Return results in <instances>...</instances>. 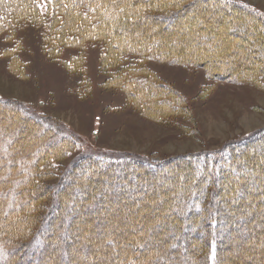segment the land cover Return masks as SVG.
<instances>
[{
	"label": "rangeland",
	"instance_id": "rangeland-1",
	"mask_svg": "<svg viewBox=\"0 0 264 264\" xmlns=\"http://www.w3.org/2000/svg\"><path fill=\"white\" fill-rule=\"evenodd\" d=\"M226 1L251 8L264 19V0ZM214 3H196L187 9H181L182 14L178 13L181 15L180 20L184 21L188 31L190 28L203 30L206 28L200 26L202 17L207 15L205 12L208 11L209 16L211 15L209 27L218 25L216 30L223 33L229 42L236 40L238 26L234 23L239 15L245 16L247 12L243 8L236 12L227 7L220 11L215 7V11L210 12L215 6ZM41 12L45 17L43 27L25 24L18 27L11 38H7V34L0 36V99L6 101L5 104L0 101V125L8 126L16 121L18 125L15 132L21 137L29 132L37 135L42 133L44 127L35 126L33 121L24 115L25 110L33 116L46 117L47 120L60 124L59 127L75 135L77 141L73 142L72 152L66 160L56 164L59 168L56 174L64 172L75 160L86 154L104 156L107 159L132 156L152 164L154 168L146 170L137 163L124 164L125 167L121 166L114 170L116 172L114 175L108 174L116 186L105 183L100 189H96L93 184L95 192L99 190L108 194L115 192V188L119 187L118 183H123L125 172L134 177L133 183L126 186L127 190H132L131 193L116 192L112 195L111 201H104L95 195L89 199L90 207L77 216H74L75 211L74 215L71 211L68 217L64 212L55 213L50 219L53 221L52 226L40 233L39 241L43 243L50 241L45 248V254L40 249L35 250L33 255L30 253L23 257L21 254L20 262L40 264L41 260L38 261V258L43 257L44 264H132L127 262L126 257L137 247L138 251L147 255L143 260L137 258V264L176 263L172 255L161 256L164 255L167 239L161 238L164 244L162 245L153 237L165 230V227L157 226V222L170 209L167 193L172 194L188 180L186 169L188 167L197 170L190 180L200 182L206 173L205 163L202 164L201 160L206 158L214 162L215 159L222 158L223 161H227L228 150L234 156L242 157L246 154L257 158L256 161L264 165V155L260 151L264 148V81L260 79L244 83L227 81L209 74L204 65L185 67L149 62L147 68L155 80L164 85L166 93L176 94L181 102L179 107H182V110L178 109L169 115L155 116L141 106L133 105L130 96L120 84H117L118 80L114 77L116 69L104 65L109 59L103 60L105 56L102 53V45L92 44L86 47L82 66L85 68L84 71L69 69L70 62L79 55V52L66 49L57 55L50 51L45 44L46 26L50 23L46 17L45 5H41ZM193 17H196L195 22H191ZM176 24V21L168 22L167 32L174 31ZM246 29L249 32L254 31L249 26ZM248 43L242 50L235 46L230 56L213 51L211 61L224 71L235 69L238 64L252 65V61L244 63L241 57L237 56L238 53L233 54L237 52L236 50L243 54L254 47L258 48L250 38ZM17 56L24 68H21ZM231 58L235 62L229 66L227 62ZM173 96L167 100L173 102ZM242 142L245 144H241ZM57 145L54 143L52 147ZM111 161L113 160L98 163V166H108ZM226 171L233 172L232 169ZM93 172V169L87 170V176H84L79 171L76 181L88 183ZM248 172L252 170L249 168L243 173ZM172 173H176V178L172 177ZM152 179L159 181L162 186L144 185ZM164 181L167 185L162 184ZM233 181L236 182L237 179ZM53 183H57V179L47 184ZM229 192L224 193L221 200L228 196L234 197L231 191ZM73 197V202L77 204L86 195ZM256 198L263 202L264 207V195L261 196L251 190L248 196L230 202L226 208L228 211H236L240 208L241 202H251ZM59 204L63 208L70 204L75 210L70 201L65 200ZM194 204H198L196 200ZM91 206L95 210H92ZM117 207H121V210L117 211ZM222 207L225 208V205ZM95 215L109 217L113 225L108 228L94 227L90 217ZM251 220L248 223L237 222L229 228L231 233L235 230L242 234L262 231L263 235V238H248L229 243L230 259H233L235 264H264V258L261 262L258 261L264 256L260 249L262 245L259 243V239L262 240V244L264 241V226L258 227L264 216L256 215ZM73 224L75 228L79 226L80 234L67 233L68 226L71 227ZM226 228L228 227H223V230ZM180 231L190 241L189 238L194 235L196 229L180 228ZM58 232L62 234L58 236ZM142 236L148 240L146 245L135 244L136 238ZM63 250H67L65 260L62 258ZM127 252L129 254L126 256ZM170 252L180 254L182 258L188 257L193 252V247H184L176 241L170 247ZM73 254L77 256V260L72 258ZM7 259V256L0 258V264L5 263ZM12 259L13 256H10L8 261L12 262ZM66 260H70V263H66ZM179 264L186 263L181 261Z\"/></svg>",
	"mask_w": 264,
	"mask_h": 264
},
{
	"label": "trees",
	"instance_id": "trees-1",
	"mask_svg": "<svg viewBox=\"0 0 264 264\" xmlns=\"http://www.w3.org/2000/svg\"><path fill=\"white\" fill-rule=\"evenodd\" d=\"M210 2H215L210 12H214L215 7L219 9L218 11L227 7L236 12L243 8L247 12L245 16L239 15L234 23L238 26L236 40L229 42L223 33L216 30L218 25L209 27L211 15L209 16L208 11L205 12L207 15L202 17L200 25L206 29L186 30L184 21L180 20L181 15H178L182 14L181 9H187L196 3ZM41 5H45L46 17L50 21L49 26H46L45 44L52 53L60 55L66 49L78 50L79 55L70 62L69 69L79 72L85 69L82 66L86 47L92 44L102 45V53L105 56L103 60L109 59L104 65L116 69L114 77L118 80L117 84H120L130 96L133 105H139L155 116L169 115L178 109L182 110V107H179L181 102L176 94L172 93L173 96L166 93L164 85L155 80L147 68L149 62L185 67L204 65L209 74L227 81L243 83L254 79L264 81V19L251 8L226 0H0V36L7 34V38H11L18 27L25 24L43 27L45 17L42 15ZM195 18L193 17L191 22H195ZM170 21H176L177 27L174 31L167 32ZM247 26L252 27L254 31L249 32ZM249 38L258 48L254 47L243 54L236 50L237 52L233 54L238 53L237 56H240L244 63L252 61V65L238 64L235 69L224 71L211 61L213 51L230 56L235 46L242 50L244 45H248ZM17 58L21 68H24L18 56ZM234 62L231 58L227 63L232 66ZM171 96L174 103L167 100ZM0 101L6 103L2 99ZM24 115L32 120L35 126L44 127L43 132L38 135L29 132L21 137L15 132L18 125L16 121L8 126L0 125V258L3 256H7L8 259L10 256L14 258L12 262L7 259L3 264H22L19 260L22 255L23 257L30 253L33 255L38 249L45 254V248L50 241L47 243L39 241L40 233L52 226L53 221L50 219L55 213L64 212L68 217L71 211L73 215L75 211L74 216H77L90 207L89 199L95 195L104 201H111L112 195L116 192L131 193L132 190L126 188L134 179L129 172H125L123 183H118L119 187L115 188V192L108 194L99 190L95 192L93 184L96 189H100L105 183L116 186L113 179L108 177V174L116 173L114 170L130 163H137L146 170L154 168L152 164L132 156L107 159L104 156L86 154L77 159L78 161L75 160L67 170L56 174L59 169L56 164L66 160L72 152L73 142L77 141L75 135L59 127L60 124L47 120L46 117H36L25 110ZM244 142L241 144H245ZM54 143L58 144L57 147H52ZM260 151L264 155V148ZM226 153L229 156L227 161H223L222 158L215 159L214 162L206 158L201 160L202 164L205 163L206 173L200 182L190 180L195 176L196 168H186L188 180L172 194L167 193L170 209L157 222V226H163L165 230L153 237L162 245L164 244L161 238L167 239L164 255L161 256L172 255L176 260L174 264L181 261L186 264H235L234 260L230 259L229 243L248 238H263L262 231L247 234L236 230L234 233L229 231L237 222L248 223L256 215L264 216L263 202L260 199L241 202L240 208L236 211H228L226 207L230 202L248 196L251 190L261 196L264 195V165L256 161L257 158L246 154L240 157L231 155L229 150ZM107 160L113 161L108 166H98V163ZM249 168L252 172L243 173ZM90 169L94 172L89 182L78 183L76 181L78 172L81 171V174L87 176V170ZM227 169H232L233 172H228ZM175 174L172 173V177L176 178ZM100 175L104 177L101 178ZM53 179H57V183L48 185L47 183ZM234 179H237V183L233 181ZM164 183L167 185L165 181L162 184ZM144 185L162 186L156 179L147 181ZM229 191L234 197L228 196L221 200V196ZM82 194L86 197L80 199L77 204L74 203L73 196ZM65 200L70 201L75 210L70 204L64 208L59 204ZM194 200L198 204H194ZM91 207L95 210L93 206ZM192 209L194 212H190ZM116 210L120 211L121 207H117ZM90 219L94 227L108 228L113 225L109 217L95 215ZM258 224L261 228L264 226V220ZM223 227L228 228L223 230ZM180 228L196 229L194 235L189 238L190 241ZM80 231L79 226L75 228L74 224L67 229L68 234L74 232L80 234ZM61 234L58 232V236ZM259 240L262 245L260 249L264 252V241L262 244V240ZM147 241L144 236L137 237L135 244L145 246ZM176 241L184 247H193L190 256L182 258L180 254L170 252V247ZM131 252L130 255L129 252L125 255H128L127 262L132 264L138 263L137 258L143 260L147 257L145 253L138 251L137 247ZM61 253L65 260L67 250ZM72 258L77 260L75 254ZM262 258L264 256L258 261L261 262ZM39 259L40 264H44V258L39 257L38 261ZM69 261L65 262L70 263Z\"/></svg>",
	"mask_w": 264,
	"mask_h": 264
}]
</instances>
